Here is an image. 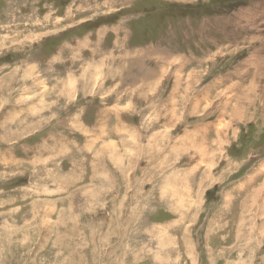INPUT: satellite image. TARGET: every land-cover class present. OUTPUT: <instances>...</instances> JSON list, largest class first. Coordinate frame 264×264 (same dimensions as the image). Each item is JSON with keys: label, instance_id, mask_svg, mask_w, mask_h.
<instances>
[{"label": "rangeland", "instance_id": "374dc122", "mask_svg": "<svg viewBox=\"0 0 264 264\" xmlns=\"http://www.w3.org/2000/svg\"><path fill=\"white\" fill-rule=\"evenodd\" d=\"M0 264H264V0H0Z\"/></svg>", "mask_w": 264, "mask_h": 264}, {"label": "bare ground", "instance_id": "6f19581e", "mask_svg": "<svg viewBox=\"0 0 264 264\" xmlns=\"http://www.w3.org/2000/svg\"><path fill=\"white\" fill-rule=\"evenodd\" d=\"M117 42H118V40H117ZM117 42H116V43H117ZM103 47H104V46H103ZM100 51H101V50H100ZM112 56H113V55H112ZM261 72H262V71H261ZM259 77H260V76H259ZM89 79H90V78H89ZM94 81H95V80H94ZM256 81H257V80H256ZM260 82H261V81H260ZM254 84H255V83H254ZM98 86H99V85H98ZM262 86H263V85H262ZM260 88H261V87H260ZM251 89H252L254 92H257V90H258L259 88H258L257 84H255V85H253V86L251 87ZM253 91H252V92H253ZM108 92H109V91H108ZM250 92H251V91H250ZM252 92H251V93H252ZM259 92H260V90H259ZM248 93H249V92H248ZM248 93H246V94H248ZM107 94H108V93H107ZM246 94H245V95H246ZM259 94H260V93H259ZM247 97H248V96L246 95V96H245V100H247ZM257 98H258V97H257ZM241 107H242V106H241ZM248 107H249V106H248ZM246 108H247V105H246ZM241 109H242V108H241ZM243 109H244V108H243ZM234 112L238 113V111H236V108H235V111H234ZM243 114H245V112H242V114H240V115H243ZM234 115H235V114H233V117H234ZM237 115H238V114H237ZM240 115H239V116H240ZM178 142H179V141H178ZM180 143H181V142H180ZM113 146H115V144H113ZM113 146L107 145V146H105V150H106V151H107V149L110 150ZM202 146H203V145H202ZM114 151H116V150H114ZM114 151H113V152H114ZM102 152H103V151H102ZM106 154H107V153H106ZM116 155H117V154H116ZM105 156H106V155H105ZM106 157H107V156H106ZM118 157H119V156H118ZM190 165H191V164H190ZM121 171H122V170H121ZM260 193H261V192H259V194H260ZM257 195H258V194H257V192H256V193H255V196H257ZM258 196H259V195H258ZM261 196H262V195H261ZM261 196H260V198H261Z\"/></svg>", "mask_w": 264, "mask_h": 264}, {"label": "crops", "instance_id": "0c3cea01", "mask_svg": "<svg viewBox=\"0 0 264 264\" xmlns=\"http://www.w3.org/2000/svg\"><path fill=\"white\" fill-rule=\"evenodd\" d=\"M119 41V40H118ZM116 42H117V40H116ZM118 43V42H117Z\"/></svg>", "mask_w": 264, "mask_h": 264}]
</instances>
